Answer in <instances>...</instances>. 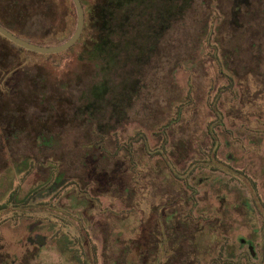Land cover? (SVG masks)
I'll return each instance as SVG.
<instances>
[{"label": "rangeland", "instance_id": "1", "mask_svg": "<svg viewBox=\"0 0 264 264\" xmlns=\"http://www.w3.org/2000/svg\"><path fill=\"white\" fill-rule=\"evenodd\" d=\"M59 1L70 3V0ZM180 3L190 5L162 40L159 55L141 76V90L125 108L122 119L110 111L100 117L102 131L114 129L121 123L125 134L131 136L139 130L142 137H147L151 151L137 155L144 170L142 183H136L133 178L135 187L128 188L132 174L126 169L122 171L127 166L122 165L105 178L100 176L103 183L95 188L91 183L84 187L82 177H86L85 171H90L82 160L90 155H83L84 145L73 144L84 143L85 137H89L88 130L86 134L61 129L58 137L53 133L51 139L38 137L33 144L46 147H38L40 151L36 152L32 151L34 146L28 135L31 131L22 129L24 122L17 131H4L6 141L0 133V263L5 264L1 256L6 255L10 256L7 260L11 264L16 261L14 257H21L24 262L29 259L30 264H83L84 256L80 251L83 243L88 255L98 261L103 256L115 254V249L121 247V251L125 243L133 246L141 243L143 249L150 248L153 243H147L145 235L141 234L147 224L142 221L148 216V205L153 200L150 192L160 193L158 182L162 183L155 170L166 166V162L173 165L175 162L170 155L174 151L181 169L177 171L175 167L181 179L178 184L184 183L181 189H185L191 198L175 208L171 207L173 203L167 197L168 193L159 196L165 204L153 235L155 242L166 250V259L186 246L188 250L190 248L189 254L197 259V264H264V0H180ZM218 11L224 16L216 35L221 51L213 46L211 52L214 57L217 52L224 56L234 71V75L228 73V76L236 78L235 92H229V77L221 78L218 63L204 62L205 58L210 59L205 55L212 47H201V34L209 22L217 26ZM63 20L65 25L69 24L68 19ZM72 21L75 25L74 17ZM49 22L44 13L29 14L24 26L27 38L46 35ZM65 39L50 44H59ZM259 49L262 50L260 53ZM77 50L76 47L70 56L62 58L59 66L55 65L54 58L17 49H12L6 62L7 66L14 68L24 57L31 70L41 69L47 75L61 77L77 67V59L71 58ZM188 59L197 60L199 64L191 66L184 62L174 75L176 62ZM17 72L8 83L0 80V90L6 99L12 101L20 97L15 91L16 81L24 82L22 70ZM223 72L228 70L223 69L220 73ZM223 85L227 88H220ZM83 89L72 88L75 94ZM186 93L194 102L193 107L188 109L185 106L180 126L172 137L175 145L162 146L153 130L171 117L173 103L185 99ZM216 93L219 97H214ZM27 108L31 112L28 115L33 113L41 119L49 117L52 111L48 106L41 110L33 105ZM217 115L220 117L215 119ZM14 116L18 114L14 113ZM141 128L146 133H142ZM83 129L88 128L84 126ZM56 144H71L68 147L70 154H66L68 158L59 163L42 161L48 154L46 149L52 145L57 147ZM157 149L162 153L158 154ZM89 152L97 157L95 151ZM34 153L40 163L33 157ZM99 154L104 156L103 151ZM59 155L64 157L62 153ZM70 159H78L83 165L72 169L68 176L79 175L84 184L77 178L73 182L68 177L66 180L58 173L60 163L66 165ZM92 160V156L87 159L90 166L95 165ZM110 162L114 167L117 161L111 159ZM31 165L34 167L30 171ZM99 167L110 170L105 163ZM37 170L46 176H40ZM59 178L63 180L62 185L57 182ZM171 179L177 181L175 177ZM56 185H60V192L55 193ZM42 186L45 189L39 191ZM52 187L54 192L50 189ZM107 188L115 195L112 196L111 191L99 192ZM171 192L175 194L177 191ZM131 197L133 199L129 201L133 203L129 204L126 199ZM9 200L12 203L7 206ZM96 219L100 227L93 225ZM101 223L115 229L107 235ZM185 229H189V239L183 231ZM88 234L91 239L87 242ZM40 237L44 241L37 243L41 241ZM171 239L174 242L169 245ZM248 253L255 254L249 257ZM151 255H157V251L152 249ZM184 262L190 264V257L186 256Z\"/></svg>", "mask_w": 264, "mask_h": 264}, {"label": "trees", "instance_id": "2", "mask_svg": "<svg viewBox=\"0 0 264 264\" xmlns=\"http://www.w3.org/2000/svg\"><path fill=\"white\" fill-rule=\"evenodd\" d=\"M81 1L85 9L84 29L78 41L72 47L64 51L51 54L38 53L19 46L0 34V80L8 83L9 79L20 70H22V77L24 79V82L16 81L15 91L20 94L18 100L12 101L6 99L3 92L0 90V133L4 138L6 131H17L20 124L24 122V124L21 125L22 129L31 131L28 135H30L29 139L33 144L36 138L41 136L46 137L45 139H51V137H54L52 135L53 133L58 137L61 135V129H69L72 132L79 130L83 133H86L88 130L90 131L89 137L86 136L85 139L83 137L84 143L73 144L75 146L84 145L86 150L83 152V155H90L93 157L94 161L92 160L91 163L95 165L92 166L89 165V161L87 162L90 156L82 160V163H86L84 167L89 168L90 171V173L85 171L86 177L88 179L90 178V181H93L94 184L103 183V181L99 179L100 176H107L109 172H112L114 169L122 167V165H127L122 171L126 169L132 174L128 183V188L130 186L135 187V182L139 184L142 183L141 178L144 171L139 165L140 159L137 158V155H146L151 151L147 143V137L145 134V137H142L139 130L131 136L129 134L127 135V133L125 134V129L122 128L124 125L121 123L117 124L114 129L102 131L101 127L103 126L100 123V117L101 114H107L110 111V114L115 115L120 120L122 119L121 117L124 115L125 108L132 101V98L137 96L141 90V76L145 74L147 67H149L159 55L162 40L173 27L174 23L182 16L183 11L190 3H180V0ZM34 12L47 15L50 20L49 26L47 27L48 29H46V35L42 34L38 38H27L24 26L28 20L29 14ZM73 17L76 22L75 25L72 21ZM63 19H68L69 24L65 25ZM223 19V14L219 12L218 19H216L219 20L217 26L214 27L212 21L206 24L203 28L200 41L202 48H204V46L207 48L212 47L209 53L205 55V57L210 59L205 58L204 62L205 60H211L214 63H218L220 72L223 69H227L228 72H219V74L221 78H225L224 76L229 77V92H235L233 84L236 78L235 76H228V73L234 75V71L231 70L226 63L224 56L217 52L214 57L211 52L213 46L216 50L221 49L216 35L217 30H220L222 27L221 22ZM0 23L16 35L33 43L44 46H57L70 39L75 34L78 26V9L74 0H70V3H61L59 0H0ZM65 37L66 39L59 44H50L58 40L60 41ZM76 47L78 50L71 58L77 59V67L71 72H66L61 77H52V75H47L41 69L31 70V65H29L24 57H21V60L18 61V64L14 68L7 66L6 62V59L13 52L12 49H17L21 52L54 58L55 65L59 66L60 63H62V58H65V56L68 57ZM261 51L262 50L259 49V53ZM260 61L261 59L258 60L259 63ZM184 62L191 64V66L199 64L197 60L193 61V59H188L187 61L178 60L173 68L175 69L173 70L174 75H176L177 70L183 67ZM190 79L191 77L189 76V81ZM214 79L217 80L218 77H214ZM73 87H77L78 89L84 87V89L81 90L80 93L75 94L72 90ZM10 88L12 89L11 86ZM220 88H227V85H223ZM187 96L188 93L184 96L185 99L175 101L172 106L171 117L166 122H162L160 125L158 124L157 130H153L157 142H160L162 146L168 144L175 145L172 137L175 130L180 126L183 113L185 112V106L187 105L188 109H190L193 107L194 103L192 99ZM217 96L219 97V94L216 93L214 97ZM120 100L121 103L118 104ZM112 103H115V105L112 106ZM30 105L37 107L39 110L44 106H48V110H52L51 115L46 119H41L38 115H33V113L32 115H28L31 114L27 108V106ZM14 113L18 114V116H14ZM19 115L22 117H19ZM219 117L220 116L217 115L215 119ZM84 126H87L88 129H83ZM169 131H171V136H169ZM141 132L146 133L143 128H141ZM161 134L164 136H161ZM54 145L46 149L48 154L45 155L42 161L46 162L53 160L59 163V161L62 162L68 158L66 154H70L68 147L71 144H56L57 147ZM32 146H34L33 152L40 151L38 147H46L34 144ZM89 150L95 151L97 157H94ZM101 151H103L104 156H99ZM157 151L158 154L162 153V151L158 149ZM59 153H62L64 157L59 155ZM106 154L107 156H105ZM33 157L40 163L41 160L38 159L36 154ZM170 157L175 162L173 165L166 162V166L162 165V168H157V170H155L162 184L156 179L155 180L160 185L158 188L160 193H168L167 197L169 196L173 203L171 207L178 208L183 202H186L185 200L191 197L187 195L188 193L185 189H181L184 183L181 185L178 184L180 176L177 171L181 170L179 168L180 165L177 164L180 162L178 160V155L173 151ZM111 159H116L117 161L114 167H111L113 165V163L110 162ZM77 161L79 160L74 159L68 161L66 165L64 164L65 166L63 163H60L58 173L62 174L66 180L70 178L71 181L75 177H80L79 175L68 176L72 169L76 167L79 168V165H83L80 161ZM102 163L109 166L110 170L106 168L100 169L99 165L101 166ZM33 167L34 166L31 165L30 171ZM40 167L41 165L39 168ZM175 167L178 168L177 171ZM147 169L148 173H150L149 166ZM33 174H35V172H33ZM39 175L42 177L46 176V174L42 175L40 172ZM148 176L150 175H147V177ZM171 177H175L177 181L175 182ZM133 178L136 179L134 183L132 182ZM80 181H82V179H80ZM57 182L61 185L63 184L61 178L57 179ZM47 184L48 182L44 185ZM167 184L168 188H165ZM59 186L60 185H56L55 189L54 187L50 189L52 192L55 190V193L60 192ZM44 189V186L39 187V191ZM50 189L48 193L51 191ZM171 191L177 192L173 194ZM9 203H12V200L8 201L7 206ZM27 203L28 201L24 203V205ZM2 207L5 206L3 205ZM183 221L186 224L190 223L189 220ZM142 222L144 224L145 219H143ZM83 227L84 226H82V228ZM188 230L189 229L183 230L187 238ZM141 234L143 236L145 235L146 238H149L150 235L145 228H143ZM89 239H91L90 235L86 241L88 242ZM83 242H85V239H83ZM173 242V239L169 240V245H172ZM80 245H83V249L80 248L83 256L85 255L87 246H85V243ZM141 246V243H135V247L130 249V252L133 253L134 261L125 264H148L147 256L149 255L147 254V249H143ZM94 247L95 249L97 248L96 245H94ZM126 249L127 248L122 247L120 251L122 255L127 254L128 251ZM181 249L182 251L175 256L167 258L166 264H185L184 259L186 256L190 257V264H197V259L193 257L192 254H189L190 248L188 250V247L182 246ZM96 253L95 250V254ZM220 256H224V254L220 253ZM247 256L251 257L253 255L248 253Z\"/></svg>", "mask_w": 264, "mask_h": 264}, {"label": "flooded vegetation", "instance_id": "3", "mask_svg": "<svg viewBox=\"0 0 264 264\" xmlns=\"http://www.w3.org/2000/svg\"><path fill=\"white\" fill-rule=\"evenodd\" d=\"M79 162V161H78ZM75 178H77V179H81V177H75ZM84 180V182H85V186L84 187H86L87 186V184L88 183H91L90 185H92V188H95L96 186H97V184H99V183H97V184H94L93 183V181H90V178L88 179L87 177H82ZM86 180V181H85ZM83 181H81V183L82 184H84V182ZM108 185H110V184H108ZM108 191H111L112 192V190L110 189V188H107V189H101V191H99V192H101V193H103V192H108ZM99 192H98V194H99ZM113 194H112V196H114L115 195V193L114 192H112ZM91 194H93V192L91 191ZM149 195V194H148ZM162 194L161 193H157V192H150V199L152 200L151 202H150V204L148 205V216L147 217H145V222L147 223L145 226H146V230H147V232H149V238H146L147 239V243H153L152 245H151V249L150 248H146L147 249V254L149 255V256H147V263L148 264H154V263H158V264H166V261H167V259H166V250L162 247V246H160V244H159V242H155V240H154V235H153V231H154V227H156V226H158V217H160V216H162L161 215V209H162V206H163V204H165V202H164V200L161 198V197H159V196H161ZM117 200L119 199V197H117L116 198ZM129 199H133V197H131V198H127L126 200V202H128L129 204H131V203H133L132 201H129ZM120 200V199H119ZM111 203H113V202H111ZM124 203V202H123ZM91 219V218H90ZM97 219H99V221H100V218L99 217H97ZM96 219V221H93L94 222V226H96V227H98L99 226V224H98V220ZM100 223V222H99ZM102 224V223H101ZM102 226H103V229L107 232V235L110 233V232H112V230H114L115 229V227L114 226H112V228L110 227V226H108V225H103L102 224ZM95 227V228H96ZM100 227V226H99ZM97 229H99V228H97ZM96 229V230H97ZM117 229V228H116ZM41 238V241L39 242H37V240H35L34 238V240H35V242L34 243H42L44 240H42L43 238L42 237H40ZM117 238V237H116ZM119 239H121L122 241H124L121 237H118ZM106 240H107V237H106ZM129 241V240H128ZM21 244V243H20ZM124 248H127L126 250L128 251L127 252V254H121V252H120V249H115L114 250V252L113 253H115V254H112L111 256H109V257H104L103 256V259L101 260V261H98V258H94V257H92V256H90V255H88V253H87V249H85V255H83L84 257H82L83 258V264H125V263H130L131 261L133 262L134 261V256H133V254H131L132 252H130V249L132 248V247H135V246H133V245H131V244H124V246H123ZM152 249H155L156 251H157V255H151V250ZM8 253V252H7ZM1 257H3L2 259H5V264H11L10 262H9V260H7L8 259V257H10V256H1ZM15 258V262H14V264L17 262V260H19V262L17 263V264H30L29 263V259L27 260V261H25L24 262V260L21 258V257H14ZM24 262V263H23ZM95 262V263H94ZM194 262V261H193ZM0 264H4V263H0ZM13 264V263H12Z\"/></svg>", "mask_w": 264, "mask_h": 264}, {"label": "water", "instance_id": "4", "mask_svg": "<svg viewBox=\"0 0 264 264\" xmlns=\"http://www.w3.org/2000/svg\"><path fill=\"white\" fill-rule=\"evenodd\" d=\"M74 1L78 9V26H77L76 32L70 39L66 40L65 42L57 46H51V45L44 46V45L33 43L27 39H24L16 35L15 33H13L10 29L5 27L1 23H0V34L4 35L5 37H7L9 40L13 41L17 45L22 46L29 50L38 52V53H45V54L50 53L51 54V53H58V52L64 51L72 47L78 41L84 29V25H85V9H84L83 3L81 0H74ZM252 254L254 255L255 253H252Z\"/></svg>", "mask_w": 264, "mask_h": 264}]
</instances>
